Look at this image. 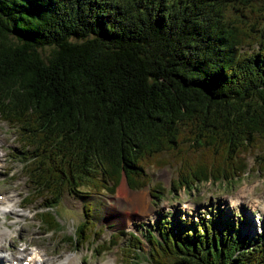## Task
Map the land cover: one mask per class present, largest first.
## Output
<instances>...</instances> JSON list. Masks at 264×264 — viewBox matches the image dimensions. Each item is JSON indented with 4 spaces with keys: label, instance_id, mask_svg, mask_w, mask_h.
Here are the masks:
<instances>
[{
    "label": "trees",
    "instance_id": "trees-1",
    "mask_svg": "<svg viewBox=\"0 0 264 264\" xmlns=\"http://www.w3.org/2000/svg\"><path fill=\"white\" fill-rule=\"evenodd\" d=\"M0 118L22 142L23 205L46 199L47 230L65 192L113 194L123 174L142 187L165 150L193 154L173 189L229 180L264 137V0H0ZM83 207L74 245L104 231ZM207 213L159 216L148 249L122 231L137 242L125 261L264 264V228Z\"/></svg>",
    "mask_w": 264,
    "mask_h": 264
},
{
    "label": "rangeland",
    "instance_id": "rangeland-1",
    "mask_svg": "<svg viewBox=\"0 0 264 264\" xmlns=\"http://www.w3.org/2000/svg\"><path fill=\"white\" fill-rule=\"evenodd\" d=\"M230 10L236 12V7H230ZM20 146L22 142L16 128L0 118V192L6 195L0 199H5L7 209L11 207L14 210L0 213V231L4 229L8 233L0 238V264H12V256L20 254L23 248L24 254L34 247L40 249L39 260H52L53 264H63L65 255L70 253L74 254L73 264H102L104 261L108 264H149L145 257L132 263L125 261V257L136 250L137 242L122 231L140 230L144 234L145 226H151L159 216L178 213L181 217L197 218L198 215L207 216L210 208L214 212L221 211L237 227L240 219V229L251 236L263 231V136L254 135L246 144L244 157L247 169L230 176L229 180L210 177L195 180L189 191L184 185H177L173 189L172 182L178 177L179 169L185 165V159L193 155L191 152L185 153L183 148L177 152L165 150L148 160L146 172L149 181L140 188L131 189L123 174L113 194L102 191L88 193L87 196L65 192L52 208L60 222L57 230H47L38 218L44 216L40 211L46 208L43 203L46 199H38L22 207L31 186L23 169ZM245 184L253 187L252 190L246 188L245 197L234 198L235 203L227 201L229 196L243 194L238 190ZM146 194L150 197L147 198ZM120 197L123 198L122 202ZM28 198L33 199L35 195L29 194ZM85 202L92 206L96 226L103 225L104 231L101 234L97 231V239L91 236L89 240L74 245L64 236L73 234L84 218ZM218 206L220 209L217 210ZM112 231L114 236L110 240L108 237ZM141 245L148 249L144 235Z\"/></svg>",
    "mask_w": 264,
    "mask_h": 264
},
{
    "label": "bare ground",
    "instance_id": "bare-ground-1",
    "mask_svg": "<svg viewBox=\"0 0 264 264\" xmlns=\"http://www.w3.org/2000/svg\"><path fill=\"white\" fill-rule=\"evenodd\" d=\"M249 188L250 190H252V186H248L247 184H245V185H243L239 190H238V192H241V193H246L247 192V190H246V188ZM147 195V194H146ZM6 195H4V197H5ZM148 196L149 195H147L146 197L148 198ZM1 197V196H0ZM150 197V196H149ZM123 198L122 197H120V201L122 202L123 200H122ZM236 199H237V197H236ZM230 200H234V198H230ZM262 203H263V206H264V199L261 201ZM6 206H7V204L5 203V199L3 198V199H0V213H5L7 210H10V211H13L14 212V210L11 208V207H9L8 209L6 208ZM9 206V205H8ZM2 223V221H0V224ZM2 225V224H1ZM0 229H2V227L0 226ZM6 233L7 232H5L4 231V229L3 230H1L0 231V238H2V237H4L5 235H6ZM7 235H8V233H7ZM22 252H24V248L21 250V253L20 254H18V255H14V256H12V259L11 260H15V261H17L15 264H19V262H20V260H22V259H28L29 260V263L30 264H37L38 262H39V258H38V256H40L41 254H40V252H39V250H36V249H33L32 251H28V252H26V254L23 256V258H22V255L21 254H23ZM41 257V256H40ZM0 259H2V258H0ZM74 254L73 253H70V254H67V255H65V257H64V259H63V264H73L74 262ZM43 262H47V264H53V261L52 260H48V261H46L44 258H42L41 259V261H40V264H42ZM102 264H108V262L107 261H104Z\"/></svg>",
    "mask_w": 264,
    "mask_h": 264
},
{
    "label": "water",
    "instance_id": "water-1",
    "mask_svg": "<svg viewBox=\"0 0 264 264\" xmlns=\"http://www.w3.org/2000/svg\"><path fill=\"white\" fill-rule=\"evenodd\" d=\"M124 177H126V176L124 175ZM126 183H127V184H128V186H129V183H128L127 179H126Z\"/></svg>",
    "mask_w": 264,
    "mask_h": 264
}]
</instances>
